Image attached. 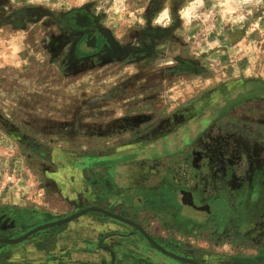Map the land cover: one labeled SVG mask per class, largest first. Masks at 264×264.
<instances>
[{"label":"rangeland","instance_id":"374dc122","mask_svg":"<svg viewBox=\"0 0 264 264\" xmlns=\"http://www.w3.org/2000/svg\"><path fill=\"white\" fill-rule=\"evenodd\" d=\"M76 10L114 57L74 58ZM107 206L176 255L264 264V0H0V218ZM47 232L0 264H186L100 211Z\"/></svg>","mask_w":264,"mask_h":264},{"label":"flooded vegetation","instance_id":"af4514ba","mask_svg":"<svg viewBox=\"0 0 264 264\" xmlns=\"http://www.w3.org/2000/svg\"><path fill=\"white\" fill-rule=\"evenodd\" d=\"M62 24L64 25V27L67 30H69V31H71L77 35V37L74 39V43H75V45H74V58L75 59L82 60V59H87V58H95L96 56L101 55L103 52H105V53L108 52L109 57H114L113 56L114 54L112 51L113 45L110 43L108 38H105V36H103V34L99 28V24L97 22V19L94 16H92L90 13H88L87 10H76V11L70 12L69 14H67L63 18ZM104 183L107 184V181H104ZM188 197H189V195H188ZM140 201L141 200H138L137 202L140 203ZM137 202H136L135 206L139 205ZM218 204H219L218 199L212 198V199L208 200L207 202L201 203L199 205L194 206V204H191L188 208H186V212L192 220L198 221V220L203 218V216L205 215L204 212L208 213V211L211 210L210 213H208V214L214 213V210H216ZM87 209H90V208H87ZM102 210L104 211V212H102V215L105 218V220L111 219L115 222L123 224L127 228L131 229V231L134 232V234H138L140 237H143V239H145V241H147L150 244V246H153L159 252L166 254L167 256L175 259L176 261L186 263V264H191L189 262L178 260L177 258H174V257L168 255L167 253H165L164 251L160 250L159 248H157L156 246H154L151 243V241L147 238V236L150 237L157 245H159L161 248H163L166 252H168L170 254H173V255L181 257V258L193 260V261L200 263V264H204L198 258H195V259L186 258L183 256L176 255L173 252H170L166 247H163V245L156 239L155 235L152 232H150L145 227V225L139 223L138 221L132 220V218H130V217H124L122 215L115 214L109 209L108 206L105 208H102ZM82 211H84V210H82ZM82 211H80V212H82ZM80 212H78V213H80ZM78 213H76V214H78ZM76 214L66 216L64 218H60L59 220H57V221L55 220L54 222H47L45 224H41L40 226H37L33 229H29L28 231L23 232L18 236L15 234V230L17 227L15 219L11 218L10 216H5L4 218H0V231L7 233V236L0 237V245L2 243H5V242H1V240H7V242L5 244L9 247V249H13V248L18 247L20 245L25 246L26 243L30 239L35 237L36 235L41 237V239H44L45 238L44 236L47 235L46 233H48L47 231H50L53 229H58L59 227L71 224L74 220H77L78 218L71 220V221L69 220V221L64 222V223L56 224V223L68 220ZM112 215L119 216L124 220L115 218ZM40 227L43 229H41L37 233L30 235L28 238H26V236H28V234L31 231H33L37 228H40ZM128 233L129 232H123L122 230H114V231L109 230L106 232L108 237L109 236H117V237L122 236L123 237L124 235L128 236L129 235ZM52 235H54V234H52ZM23 238H26V239L22 241ZM48 238H47V240H49ZM47 240H45V241H47ZM18 241H20V242H18ZM87 242H89V241H87ZM107 244H106V247L109 248L108 245H110V244H108V245ZM110 252H111V250L109 249L110 258L113 259L114 255H113V253L111 254ZM128 257L131 260H134L136 262H140V263L143 262L145 264L150 263L149 260H147L143 257L136 256L134 254H129ZM111 262L112 261L110 260V263Z\"/></svg>","mask_w":264,"mask_h":264},{"label":"water","instance_id":"95a60500","mask_svg":"<svg viewBox=\"0 0 264 264\" xmlns=\"http://www.w3.org/2000/svg\"><path fill=\"white\" fill-rule=\"evenodd\" d=\"M93 211L104 212L101 208H90V209H86V210H84V211H82V212H80V213L74 215L72 218H70V219H68V220H65V221H62V222H59V223H56V224L64 223V222H67V221H69V220H70V221H71V220H74V219H76V218L81 217L82 215H85L86 213L93 212ZM112 216L115 217V218H118V219L124 220V219H122V218L119 217V216H116V215H112ZM53 225H54V224H53ZM50 226H51V225H50ZM46 227H47V226H46ZM41 229H43V228L40 227V228H37V229L31 231V232L28 234V236H26V238H28L30 235H33V234L37 233V232L40 231ZM146 236H147V235H146ZM26 238H23L22 241L25 240ZM147 238L151 241V243H152L154 246H156V247L159 248L160 250L164 251V252L167 253L168 255H170V256H172V257H174V258H177L178 260H182V261H185V262H189V263H191V264H200V263H197V262H195V261H193V260H189V259L181 258V257L175 256V255H173V254H170V253L166 252L163 248H161L159 245H157V244H156V243H155L150 237L147 236ZM1 242H5V243H6L7 240H1ZM18 242H20V241H18Z\"/></svg>","mask_w":264,"mask_h":264}]
</instances>
